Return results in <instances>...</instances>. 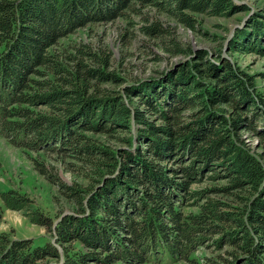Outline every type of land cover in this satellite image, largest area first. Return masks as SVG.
<instances>
[{
    "label": "trees",
    "instance_id": "16d2710c",
    "mask_svg": "<svg viewBox=\"0 0 264 264\" xmlns=\"http://www.w3.org/2000/svg\"><path fill=\"white\" fill-rule=\"evenodd\" d=\"M249 9L0 0V134L36 153L33 167L70 206L53 217L2 191L53 240L0 233V264H264V93L220 48H194L179 31ZM108 23L119 57L96 31ZM225 40L230 52L264 56V10ZM136 44L154 61L180 58L130 78L124 62Z\"/></svg>",
    "mask_w": 264,
    "mask_h": 264
},
{
    "label": "rangeland",
    "instance_id": "374dc122",
    "mask_svg": "<svg viewBox=\"0 0 264 264\" xmlns=\"http://www.w3.org/2000/svg\"><path fill=\"white\" fill-rule=\"evenodd\" d=\"M250 6L249 11L236 13L231 17H208L202 16L201 31L195 32L180 28L179 31L184 39L190 41L191 45L202 47L208 52L221 49V53L231 61H235L250 74L255 76V80L264 93V56L258 54H239L230 52L225 47V38L229 37L236 27H242L244 19L254 10H264V0H235ZM117 25V24H116ZM115 24H99L96 26L97 33L110 42L117 57L122 53L119 45L115 43L116 37ZM206 34H205V33ZM82 34V31H80ZM76 35H79L77 33ZM87 39V37H84ZM133 47V46H132ZM134 53L124 62L128 74L131 77H146L156 75L165 69L171 62L176 61L179 56L172 57L170 60L160 61L151 60V56L142 51L136 44L133 47ZM134 50V51H133ZM211 53V55H213ZM251 143L257 144V139L246 137ZM37 157L34 151L22 149L14 145L11 140L0 134V193L11 189L28 196L31 200V207H38L44 212L55 217L61 212L70 209L69 205L63 202V198L58 196L57 187L49 182L43 175L39 174L33 167V158ZM51 161H53V157ZM55 162V161H53ZM58 177L67 183L72 181L71 174L65 172L57 162ZM6 233L10 237H30L34 245L43 244L47 238H52L51 231L41 224L32 222L26 215L25 209H13L7 207L0 197V233ZM53 240V238H52ZM206 248H202L201 252ZM145 264H156L147 262ZM169 264H191L187 261H179Z\"/></svg>",
    "mask_w": 264,
    "mask_h": 264
}]
</instances>
